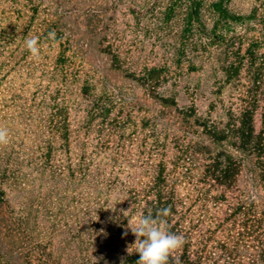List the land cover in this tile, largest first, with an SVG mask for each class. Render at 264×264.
Wrapping results in <instances>:
<instances>
[{"label": "rangeland", "instance_id": "374dc122", "mask_svg": "<svg viewBox=\"0 0 264 264\" xmlns=\"http://www.w3.org/2000/svg\"><path fill=\"white\" fill-rule=\"evenodd\" d=\"M214 1L0 0V264H121L137 248L119 210L146 212L162 169L175 253L191 241L201 264H264V160L207 132L264 97V0H230L253 17L217 33ZM192 6L204 31H187ZM249 49L257 64L231 79ZM224 150L241 168L231 188L209 172Z\"/></svg>", "mask_w": 264, "mask_h": 264}, {"label": "trees", "instance_id": "16d2710c", "mask_svg": "<svg viewBox=\"0 0 264 264\" xmlns=\"http://www.w3.org/2000/svg\"><path fill=\"white\" fill-rule=\"evenodd\" d=\"M229 2L230 0H215L212 3V10L216 16V33L217 31H221V28H227L232 24L241 23L242 21L251 19L253 17L252 15L247 17L234 13L229 7ZM187 23V31H190L191 27L195 25L199 30L204 31L205 24L202 21V15L199 6L190 7L187 15ZM238 59V65H236L235 62H232L226 69V73L231 79L239 74L246 60L248 63H250V65L255 66L258 60V54L255 53L254 50L249 49L248 52L243 56H241L239 53ZM158 71V69L154 68L149 73L156 74ZM258 77L259 76H257L256 79ZM260 101L263 103L262 120L264 122V97H262V99L252 100L250 103L244 106L241 109L237 121L228 125L227 128L218 129L217 127H207L208 135L213 140V142L222 146V143L233 140V146L238 150L249 154H255L257 157L264 160V128L258 132L256 127V115L260 108ZM63 130L65 135H67L68 127L66 125L63 127ZM209 166L211 179L219 186L225 188H231L235 184L241 171L239 164L226 150L221 151ZM262 177L264 180V171ZM3 197L4 192L0 186V202H4ZM163 208L171 209V215H169L166 219L169 221L170 230L180 235L179 222H175V214L177 211L176 191L175 187L170 185L165 169H162L158 174V177L155 181V186L153 188V201L146 209V213L151 210L153 214H155L157 210ZM137 259V252L130 253L124 258L121 264H136ZM169 264H201V258L195 255L192 250L191 241H189L182 249V253H174V255L170 257Z\"/></svg>", "mask_w": 264, "mask_h": 264}, {"label": "clouds", "instance_id": "9594fccd", "mask_svg": "<svg viewBox=\"0 0 264 264\" xmlns=\"http://www.w3.org/2000/svg\"><path fill=\"white\" fill-rule=\"evenodd\" d=\"M48 38L56 39L54 30L48 33ZM24 44L32 58L36 60L41 58L39 37L30 34L25 38ZM8 143L9 132L6 128L0 127V146H6ZM116 204L106 205V210H111L113 213L117 212ZM129 211L130 209L119 210L127 219L128 228L136 238L134 243L138 254L136 264H169L170 257L185 243L182 235L170 230L169 221L166 218L171 215V209H159L155 214L151 210L146 213L141 209L131 219L128 218Z\"/></svg>", "mask_w": 264, "mask_h": 264}]
</instances>
